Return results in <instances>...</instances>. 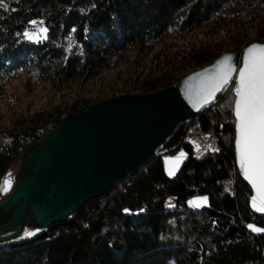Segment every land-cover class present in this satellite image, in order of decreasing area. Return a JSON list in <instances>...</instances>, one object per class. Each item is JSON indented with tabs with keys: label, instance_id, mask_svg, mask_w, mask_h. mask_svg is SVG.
<instances>
[{
	"label": "trees",
	"instance_id": "obj_1",
	"mask_svg": "<svg viewBox=\"0 0 264 264\" xmlns=\"http://www.w3.org/2000/svg\"><path fill=\"white\" fill-rule=\"evenodd\" d=\"M4 3L0 91L21 76L28 87L48 83L59 92L74 80L120 64L127 74L100 100L62 103L0 131V188L11 165L69 113L117 95L173 87L221 54L264 44V0ZM32 21L47 29V37L37 43L23 35ZM198 32L202 38L195 37ZM235 87L227 85L212 104L180 124L158 149L160 156L154 154L106 195L50 227H39L29 216L19 236L0 241V264H264V232L249 228L264 229V214L251 209L253 194L234 149ZM189 122L213 131L218 150L193 157L184 142ZM180 149L188 157L168 178L162 157ZM199 195L207 196L208 205L189 209L187 201ZM169 198L175 199V210H164ZM8 223V215L0 218V227ZM29 231L34 235L26 237Z\"/></svg>",
	"mask_w": 264,
	"mask_h": 264
},
{
	"label": "water",
	"instance_id": "obj_2",
	"mask_svg": "<svg viewBox=\"0 0 264 264\" xmlns=\"http://www.w3.org/2000/svg\"><path fill=\"white\" fill-rule=\"evenodd\" d=\"M252 45L264 46L254 43L239 52L221 54L173 87L117 95L69 113L50 135L21 156L18 174L24 170L26 175L0 203V218L9 216V223L0 227V235L15 232L0 241L19 236L29 216L39 227H50L106 195L117 182L148 162L180 124L218 98L222 91L208 104L201 99L222 62L231 58V65L238 70ZM232 77L238 79V71ZM234 106L235 100V119ZM234 149L237 158L235 140Z\"/></svg>",
	"mask_w": 264,
	"mask_h": 264
},
{
	"label": "snow or ice",
	"instance_id": "obj_3",
	"mask_svg": "<svg viewBox=\"0 0 264 264\" xmlns=\"http://www.w3.org/2000/svg\"><path fill=\"white\" fill-rule=\"evenodd\" d=\"M0 8L7 10L8 6L4 0H0ZM31 23L36 24L35 21ZM23 35L30 40L38 41L41 35L47 37V29L41 27L35 32L26 31ZM230 60L231 58H226L222 62L219 72L208 83L201 99L203 104L210 103L216 93L224 90L232 81V74L238 71L234 90L237 160L241 174L256 193L252 197L251 207L254 211L264 214V46L249 47L243 58V66L238 70L231 65ZM183 155L181 153V156ZM168 174L174 175L175 169H170ZM10 187L11 179H5L0 190L7 192ZM206 204L207 197L189 202V206L194 208ZM249 228L254 232H264V229L251 225ZM32 235L33 232H25L26 237Z\"/></svg>",
	"mask_w": 264,
	"mask_h": 264
},
{
	"label": "rangeland",
	"instance_id": "obj_4",
	"mask_svg": "<svg viewBox=\"0 0 264 264\" xmlns=\"http://www.w3.org/2000/svg\"><path fill=\"white\" fill-rule=\"evenodd\" d=\"M36 24L30 23L29 30L27 32H35L38 28H45L41 21H35ZM202 38L201 33H196L195 37ZM24 38L32 43H37L45 39L43 35L40 36L39 40H30L24 36ZM126 68L125 65L120 64L114 69H110L102 72L96 77L91 79H77L72 83L67 84L61 91H56L48 83H40L35 87H28L26 85V77L21 76L17 80L11 81L7 84L2 91H0V131L11 129L17 122L22 119H27L33 114L40 113L43 110H49L53 107L62 103L71 104L73 101H96L100 100L108 88L113 85H119L121 80L125 78ZM235 84L232 82L230 86ZM109 94V93H108ZM187 127V126H186ZM181 153L184 155L181 156ZM162 150L155 152L156 156H160ZM188 157V152L184 149H180L173 154L165 155L162 157L164 172L168 178H173L177 174L178 170L182 166L183 162ZM22 163V157H19L7 170L1 183L3 187V181L5 179H11V187L7 192L0 190L1 198L0 201H5L7 196L11 193L15 186V183L26 175L25 171L22 170L21 174L19 169ZM170 169H175L174 175H169ZM207 197L206 195H199L193 197L187 201V207L189 209H200L189 206V202L196 200L197 198ZM251 206V203H250ZM176 209L175 199L169 198L164 202V210L171 211ZM252 209V207H251ZM253 210V209H252ZM254 211V210H253ZM262 214L260 212H256Z\"/></svg>",
	"mask_w": 264,
	"mask_h": 264
},
{
	"label": "built area",
	"instance_id": "obj_5",
	"mask_svg": "<svg viewBox=\"0 0 264 264\" xmlns=\"http://www.w3.org/2000/svg\"><path fill=\"white\" fill-rule=\"evenodd\" d=\"M184 142L190 145L192 155L195 158H201L207 153L217 151L219 148L215 133L213 131L203 132L197 122H192V126L186 128Z\"/></svg>",
	"mask_w": 264,
	"mask_h": 264
},
{
	"label": "bare ground",
	"instance_id": "obj_6",
	"mask_svg": "<svg viewBox=\"0 0 264 264\" xmlns=\"http://www.w3.org/2000/svg\"><path fill=\"white\" fill-rule=\"evenodd\" d=\"M235 81V79H233L229 84H228V86L232 83V82H234ZM188 122V121H187ZM189 126H192V122H189V123H187V127L186 128H188Z\"/></svg>",
	"mask_w": 264,
	"mask_h": 264
}]
</instances>
